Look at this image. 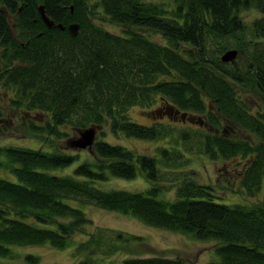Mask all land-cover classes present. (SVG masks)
<instances>
[{
  "label": "trees",
  "instance_id": "trees-1",
  "mask_svg": "<svg viewBox=\"0 0 264 264\" xmlns=\"http://www.w3.org/2000/svg\"><path fill=\"white\" fill-rule=\"evenodd\" d=\"M41 4L54 22H78L74 36L66 27H47L39 18ZM244 9L256 12L248 22ZM210 40L219 51L236 49L243 64L209 53ZM0 87L19 114L18 129L31 136L58 139L66 134L61 125L78 130L93 125L95 132L100 127L85 154L52 144L48 149L0 144V168L14 175H0V264L15 256L13 246L42 244L70 245L79 264H99L92 254L105 257L116 252L117 241L140 240L118 230L112 239L94 231L84 241H72L90 224L84 203L211 240L213 256L203 264H264V190L247 204L216 199L210 185L192 178L179 181L175 198L165 200L152 185L131 192L93 183L109 175L132 179L139 172L154 182L160 164L179 166L174 145L159 144L156 157L106 138L121 134L178 139L183 150L196 145L214 160L239 156L240 183L247 192L259 188L264 177V0H0ZM135 106L153 117L150 124L132 118ZM2 113L0 129L5 130ZM189 115L198 116L193 127L183 124L192 122ZM221 118L249 136L217 132ZM75 160L80 161L70 173H57ZM19 260L39 264L30 252ZM120 261L189 264L156 254Z\"/></svg>",
  "mask_w": 264,
  "mask_h": 264
},
{
  "label": "rangeland",
  "instance_id": "rangeland-1",
  "mask_svg": "<svg viewBox=\"0 0 264 264\" xmlns=\"http://www.w3.org/2000/svg\"><path fill=\"white\" fill-rule=\"evenodd\" d=\"M243 18L247 20V22L251 19V17L256 14V12L251 9H244L241 12ZM245 36H249V34L245 33ZM150 37L155 40V42H162L161 37L157 34L150 33ZM232 41V40H231ZM207 49L209 53H216L217 55H221L222 49L219 51L218 45L213 41H207ZM231 48V47H230ZM243 55L237 53L232 60H230V64H243ZM228 62V61H227ZM2 88L0 87V109L3 114V123L7 127L5 130L0 129V144H13V145H23L33 146L37 148L38 146L48 149V145H56V147H60L66 152H74L81 151L82 154L90 153L91 145L89 148L87 147H79L75 145H70L69 140L78 137V129L74 127H70L69 125H61L60 128L66 132L65 135L56 139L55 137L45 138V135L42 133L39 135L31 136L28 130L23 131L18 129V124L20 122L19 114L17 111L12 110L8 103V98L5 93L2 92ZM248 101L252 100L250 94H247ZM33 115L35 116L34 112ZM130 115L139 123L150 124L153 117H150L148 112H144L140 110L138 107H133L130 109ZM162 115V114H161ZM160 115V116H161ZM39 113L36 112V119L41 121L39 118ZM191 120H184L185 126H192L196 123L194 120H198V116H192ZM161 118V117H160ZM167 119L164 116L163 120ZM182 124V125H183ZM183 125V126H184ZM205 125V124H204ZM16 126V130L14 127ZM181 126V125H180ZM100 127L96 128L95 138H99L97 130ZM18 129V130H17ZM212 129V128H210ZM222 129L224 133L234 135H244L249 136V132L247 133L241 127L239 128L236 124L235 126L228 120L220 119V124L217 127V132H221ZM213 130V129H212ZM251 135V134H250ZM108 140H117L120 144L123 143L128 146L131 150L135 149L140 153H149L152 156L155 155L159 157V153L156 150L157 146L160 145H174L176 150L180 151V155L176 157L175 164L180 161L179 166H162L161 164L158 166V176L154 179V182L146 180L144 175L141 172L137 173L136 176L131 178H120L118 176H108L106 179L102 181H95L97 186L100 188H125L134 191H144V189L150 185L153 187H157V196L165 199H174L175 198V187L179 181L186 178H192V181L204 184L207 186L210 185L213 190V194L216 199L220 198L223 200L237 202V203H247L250 204L256 200L260 199V195L264 190V177L261 180V184H259V188L252 191L247 192V190L240 183V177H238L236 173V169L240 166L241 157H226L221 158L218 157L216 160L210 159L207 156L204 157L203 153L197 148L196 145L190 146V149H182V146L179 140L169 141V140H161V139H153L150 141L149 139H139L136 137L123 136H111L107 135ZM249 139H253L252 135ZM177 141V142H175ZM81 154V155H82ZM81 158V157H80ZM80 160H75L72 162L69 167H65L63 169H59L57 173H70L76 162L78 163ZM0 175L5 179H13L14 175L5 169L0 168ZM81 209L84 211V215H86L90 224H86L85 233H74L71 238L72 241H84L87 239V233L98 231L102 236H105V239H112L116 231H123L125 235L134 234V236L138 235L140 240H130V241H117V250L115 253H110L109 255H105L103 257V253L98 252L92 254L96 260L99 261V264H121V258L127 257L128 255H151L156 254V256H170L176 257L177 259L181 258L187 261L189 264H203L207 259L209 260L211 255L213 256L212 245L213 242L211 240L193 238L189 234L177 232L175 230L167 229L160 227H154L148 224H144L142 221L134 218L130 214H122L116 211H111L108 209H101V207L96 205H91L90 203H84L81 206ZM98 229V230H97ZM124 235V236H125ZM15 256L8 261L9 264H17L19 263V256H21L24 252H30L31 254H36L39 259V264H79L77 257H75V250L73 251L72 247L66 246L63 249L61 248H50L47 244L39 245H21V246H13L12 249ZM18 255V256H17ZM102 255V256H101Z\"/></svg>",
  "mask_w": 264,
  "mask_h": 264
},
{
  "label": "water",
  "instance_id": "water-1",
  "mask_svg": "<svg viewBox=\"0 0 264 264\" xmlns=\"http://www.w3.org/2000/svg\"><path fill=\"white\" fill-rule=\"evenodd\" d=\"M43 5H37V10L39 13V18L42 19V21L44 22V24L47 27L52 28V26L54 27H58L61 30L66 27L68 33L71 36H74V34L77 31V27H78V22L73 21V22H67L65 25L61 24L60 22H54L53 19L51 20L50 17L44 12V9L42 7ZM236 55V49L231 48V49H225L223 50V52L220 55V60L224 61V60H232V58ZM95 135V126L90 125L89 127H84L78 130V137H74L72 139H70L68 142L70 145H75L77 146V148L79 147H87L89 148V146L92 144V140L94 138Z\"/></svg>",
  "mask_w": 264,
  "mask_h": 264
}]
</instances>
